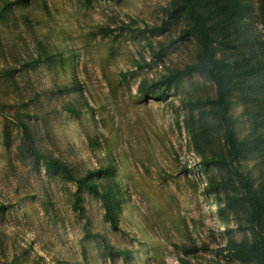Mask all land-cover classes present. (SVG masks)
Segmentation results:
<instances>
[{"label":"rangeland","instance_id":"obj_1","mask_svg":"<svg viewBox=\"0 0 264 264\" xmlns=\"http://www.w3.org/2000/svg\"><path fill=\"white\" fill-rule=\"evenodd\" d=\"M203 2L249 70L225 118L209 71L172 76L203 50L185 0H0V264H256L264 0Z\"/></svg>","mask_w":264,"mask_h":264},{"label":"trees","instance_id":"obj_2","mask_svg":"<svg viewBox=\"0 0 264 264\" xmlns=\"http://www.w3.org/2000/svg\"><path fill=\"white\" fill-rule=\"evenodd\" d=\"M192 13L195 14V20L193 24L186 30V34H195L200 38L203 46V50L198 56L195 62L187 64L184 68L179 69L174 75L181 77L186 74H190L194 71L207 70L211 73V77L215 83L219 109L209 110V112L219 113L222 118H225L224 110L226 105L229 103V95L234 89V81L237 76L247 73L249 70L247 67H243V62L241 60L228 61L226 59H214L210 54V46L212 42V37L209 32V26L207 20L212 16L210 12L208 13H197V7L199 5L206 4L203 0H185L184 3ZM219 8L224 9L226 13L230 11L226 8L225 4L217 5ZM236 12V11H235ZM227 138L230 142L234 141L230 127H228ZM212 162H228L227 157H213ZM253 211L254 216L263 222L264 216V202L253 200ZM232 256H237L243 259L255 258L256 264H264V245L256 241L250 246H239L235 251L231 253Z\"/></svg>","mask_w":264,"mask_h":264}]
</instances>
